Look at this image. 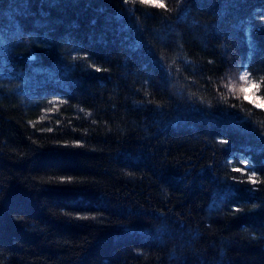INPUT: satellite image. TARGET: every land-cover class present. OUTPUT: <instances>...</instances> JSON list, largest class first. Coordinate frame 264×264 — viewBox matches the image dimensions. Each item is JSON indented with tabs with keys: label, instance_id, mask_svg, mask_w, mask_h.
Returning a JSON list of instances; mask_svg holds the SVG:
<instances>
[{
	"label": "trees",
	"instance_id": "16d2710c",
	"mask_svg": "<svg viewBox=\"0 0 264 264\" xmlns=\"http://www.w3.org/2000/svg\"><path fill=\"white\" fill-rule=\"evenodd\" d=\"M157 2L0 0V264H264V0Z\"/></svg>",
	"mask_w": 264,
	"mask_h": 264
},
{
	"label": "rangeland",
	"instance_id": "374dc122",
	"mask_svg": "<svg viewBox=\"0 0 264 264\" xmlns=\"http://www.w3.org/2000/svg\"><path fill=\"white\" fill-rule=\"evenodd\" d=\"M145 1H149L152 3H158L157 0H145ZM247 84V88H246V92H243L244 94V99H245V95H247V101H251L253 99L256 100V103H252L254 106L259 107V108H264V100L260 99V96L257 94V90L255 88H253L251 85L253 84V82L247 78V82L244 81V85ZM251 103V102H250ZM260 105V106H257Z\"/></svg>",
	"mask_w": 264,
	"mask_h": 264
},
{
	"label": "snow or ice",
	"instance_id": "6c2138e0",
	"mask_svg": "<svg viewBox=\"0 0 264 264\" xmlns=\"http://www.w3.org/2000/svg\"><path fill=\"white\" fill-rule=\"evenodd\" d=\"M240 79H241V81H246V82H247V77H246L245 75H241ZM251 86H252L253 88H255V89H258V87H259V86L256 85L255 83H253ZM246 88H247V84H245V85H241L239 91H240V92H246ZM247 98H248L247 95H245V99H247ZM260 99H264V97H260ZM250 102H251V103H256V100L253 99V100H251ZM257 106H260V105H257ZM61 179L63 180L64 178H61ZM68 179L70 180L71 178L69 177Z\"/></svg>",
	"mask_w": 264,
	"mask_h": 264
}]
</instances>
